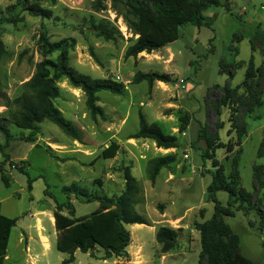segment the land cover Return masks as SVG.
<instances>
[{
    "label": "rangeland",
    "instance_id": "374dc122",
    "mask_svg": "<svg viewBox=\"0 0 264 264\" xmlns=\"http://www.w3.org/2000/svg\"><path fill=\"white\" fill-rule=\"evenodd\" d=\"M218 1L222 6L204 13L214 19L212 29L184 25L175 43L152 54L127 58L128 48L138 39V14L145 0H0V41L8 52L0 63V79L11 102L23 93L36 64L44 60L39 43L43 29L51 43L68 41L70 66L79 73L114 81L120 76L129 82L122 95H97L103 116L94 118L84 92L64 79L58 84L61 97L55 105L78 129L81 142L45 121L38 126L35 142L11 144L7 153L14 165L3 163L0 154L2 213L18 219L7 250L12 260L5 264H25L24 246L27 254H34L33 249L38 251L43 244L42 234L50 240L55 229L51 226L55 201L67 202L65 188L74 187L86 195L84 200L71 196L75 218H81L100 206L97 201L86 203L89 198H112L124 192L126 169L143 188L137 211L151 226H129L130 254L122 264H210L201 259L203 244L197 226L213 218L215 205L207 200V189L214 176L235 195L229 206V194H217L224 210L233 215L222 220V231L228 228L235 250L234 259L226 264H264V96L263 107L246 118L248 133L242 139L233 127L235 107L227 104L219 115L210 107L219 96L216 87L238 88L251 61L257 68L264 65V45L255 41V51L252 49L258 30L264 33V0ZM31 7L45 13L33 16ZM58 57L54 53L47 59L57 61ZM223 63L235 67L232 79ZM140 72L173 75L175 82L161 88H156L157 82L152 87L146 81L136 83ZM15 112L14 105L0 107V114L9 122ZM140 114L158 124L165 135L177 137L179 147L165 150L153 140L132 139L140 128ZM184 120L188 121L186 128ZM207 124L218 135L211 148L197 138ZM10 131L15 137L31 133L12 124ZM0 142L4 144L2 136ZM113 142L120 145L117 156L103 159V151ZM167 155H174L175 163L162 169L152 184L148 162ZM257 167L263 182L255 188ZM19 168L34 180L31 188L28 176ZM63 212L68 215L67 210ZM161 227L179 233L167 254L161 253L156 240ZM51 240L52 249L39 264H62V258H67L57 250L53 236ZM75 257V264H121L115 259H93L81 251Z\"/></svg>",
    "mask_w": 264,
    "mask_h": 264
},
{
    "label": "trees",
    "instance_id": "16d2710c",
    "mask_svg": "<svg viewBox=\"0 0 264 264\" xmlns=\"http://www.w3.org/2000/svg\"><path fill=\"white\" fill-rule=\"evenodd\" d=\"M222 4L218 0H145L141 3L138 14L136 34L138 39L131 45L126 57H138L142 53L152 54L166 46L175 43L180 37V28L184 25H192L198 28H213L214 19L205 16V11L211 7H220ZM29 12L33 16H43L45 11L38 7H31ZM241 38H239L240 40ZM255 40H252V49L255 51V41L264 45V33L259 29ZM40 50L44 60L36 64L34 77L23 86V93L14 101H10L5 91L4 84L0 79V107L9 108L14 105L15 115L11 122L3 114H0V136L4 139V144L0 142V154L3 163H10V155L7 153L11 144L15 141H25L33 143L36 141L38 126L45 121L58 126L67 136L75 141L81 142V134L78 129L65 119L62 112L56 107L55 101L61 97L58 84L64 79L69 84L84 92L87 101L86 105L92 116H103V110L97 105L98 94L109 92L114 95H122L123 84L107 79H93L90 76L79 73L69 63L68 41L51 43L48 40V33L43 29L40 34ZM214 52V49L211 50ZM59 53L57 61L47 59L48 56ZM8 57V52L2 41H0V63ZM227 70L230 79L234 76L235 67L222 64ZM241 67V65H238ZM237 66V67H238ZM232 71H231V70ZM146 81L150 87L155 82L173 84L174 77L165 73H138L135 77L136 83ZM218 90V99L210 106L217 115L227 104L235 107L233 117V127L237 131L239 138L247 135L246 118L263 107L262 98L264 96V65L257 68L250 62L243 84L238 88L230 85ZM212 98L215 92L211 91ZM210 101V100H209ZM211 104V103H210ZM210 108V109H211ZM257 119H260L257 118ZM187 127L188 121L184 120ZM10 124L23 131H30L27 137H15L11 134ZM132 139L153 140L158 148L165 150L179 147L178 139L175 136L165 135L160 126L156 123H149L143 114H140V128ZM198 140L205 141L208 148L218 141V135L212 133L207 124L198 132ZM120 149L118 143H111L102 153L105 160L113 159ZM174 155L158 157L148 162V179L155 184L160 171L169 168L175 163ZM20 172L28 176V186L31 188L32 180L29 174L22 168ZM125 190L119 196L112 198L92 197L86 203L99 202L98 210L90 215L75 218V207L71 202V196L77 200H84L86 195L79 193L73 188H65L64 195L67 202L61 204L55 201L56 211L55 229L58 232L56 243L57 250L67 255L62 264H75V253L79 250L89 254L93 259L107 261L112 258L126 259L127 252L131 244V234L127 230V225L151 226L150 221L137 211V206L143 202V188L140 182L131 174L130 169L125 170ZM263 182L261 169H255L254 185L260 187ZM221 191L229 194L228 205L232 204L234 193L228 187L218 184L216 176L207 189V200L214 203V215L212 220L205 225L197 226L201 233L203 252L202 260H209L210 264H226L234 259L235 250L231 243V235L226 229L222 231V220L224 216L232 217L230 211H225L219 201L217 194ZM85 203V202H84ZM68 211V215L64 214ZM264 229V216L261 214ZM18 219L9 218L2 213L0 204V264H5L7 250L11 238L12 230L16 227ZM179 233L177 230L161 227L156 233V240L162 246L161 253H169L177 242ZM224 238H228L227 243H223ZM103 251L102 258H98L96 251Z\"/></svg>",
    "mask_w": 264,
    "mask_h": 264
},
{
    "label": "crops",
    "instance_id": "0c3cea01",
    "mask_svg": "<svg viewBox=\"0 0 264 264\" xmlns=\"http://www.w3.org/2000/svg\"><path fill=\"white\" fill-rule=\"evenodd\" d=\"M169 75V74H168ZM173 76V75H172ZM162 86H170V84H165V83H163V82H157L156 83V88H161ZM65 215H67V213H64ZM18 223V222H17ZM40 226H42L41 225V221H40ZM51 226H52V228H55V219H54V217H52V223H51ZM129 226H131V225H127L126 226V228H127V230H128V228H129ZM42 229H43V227H42ZM43 231V230H42ZM40 234H42L41 232H40ZM22 235H23V233H21V237H22ZM41 236H43V234L41 235ZM54 237V240L56 241V243H57V239H58V232L56 231V229H54V231H53V234H51V236H50V240H49V245H50V247H49V249H46V247H45V245H44V243L41 245V246H39V250L38 251H35L34 249H33V251H34V254H31V253H28L27 254V251H26V249L23 247V254H24V257H25V264H39L40 263V261L44 258V257H46L47 256V254L51 251V249H52V240H51V237ZM21 237H19V242H20V245H22V238ZM45 237V236H44ZM46 238V237H45ZM48 239V238H47ZM31 245V244H30ZM129 248H130V246L128 247V249H127V252H128V254H130V251H129ZM79 252V250L75 253V256H77V253ZM96 254L98 255V256H103V251L101 250V249H98L97 251H96ZM112 259H115V262L116 261H119L121 264L123 263V261H124V259H122V258H112ZM12 260V258L7 254V257H6V261L5 262H10ZM63 258H62V262H63ZM104 262H106V261H104ZM10 264H14L13 262L12 263H10Z\"/></svg>",
    "mask_w": 264,
    "mask_h": 264
},
{
    "label": "bare ground",
    "instance_id": "6f19581e",
    "mask_svg": "<svg viewBox=\"0 0 264 264\" xmlns=\"http://www.w3.org/2000/svg\"><path fill=\"white\" fill-rule=\"evenodd\" d=\"M39 231L42 232V226H39ZM42 237V242L44 243L46 249H49L50 245H49V240L47 238H45L44 236H41Z\"/></svg>",
    "mask_w": 264,
    "mask_h": 264
},
{
    "label": "built area",
    "instance_id": "2783aa9c",
    "mask_svg": "<svg viewBox=\"0 0 264 264\" xmlns=\"http://www.w3.org/2000/svg\"><path fill=\"white\" fill-rule=\"evenodd\" d=\"M113 81H114V80H113ZM115 81H116L117 83H121V84H123L125 87L128 86V84H129V82H124V81H122V79H121L120 76H116V77H115ZM115 81H114V82H115Z\"/></svg>",
    "mask_w": 264,
    "mask_h": 264
}]
</instances>
